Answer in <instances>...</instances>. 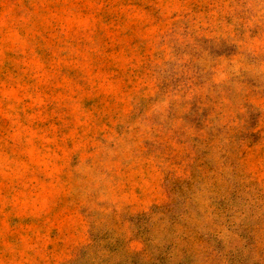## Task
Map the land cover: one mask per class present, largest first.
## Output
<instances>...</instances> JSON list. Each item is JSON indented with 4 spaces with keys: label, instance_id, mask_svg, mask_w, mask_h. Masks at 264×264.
I'll return each mask as SVG.
<instances>
[{
    "label": "rangeland",
    "instance_id": "1",
    "mask_svg": "<svg viewBox=\"0 0 264 264\" xmlns=\"http://www.w3.org/2000/svg\"><path fill=\"white\" fill-rule=\"evenodd\" d=\"M0 264H264V0H0Z\"/></svg>",
    "mask_w": 264,
    "mask_h": 264
}]
</instances>
